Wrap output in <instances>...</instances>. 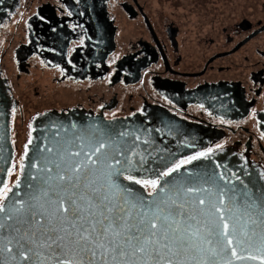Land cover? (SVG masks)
Instances as JSON below:
<instances>
[{
  "label": "flooded vegetation",
  "instance_id": "obj_1",
  "mask_svg": "<svg viewBox=\"0 0 264 264\" xmlns=\"http://www.w3.org/2000/svg\"><path fill=\"white\" fill-rule=\"evenodd\" d=\"M6 55L16 78L51 73L48 97L42 82L33 89L32 112ZM0 72L14 105L10 185L33 120L72 108L108 120L160 110L215 132L206 152L232 148L264 170V0H0ZM57 93L70 99L53 104ZM17 125L26 130L21 147Z\"/></svg>",
  "mask_w": 264,
  "mask_h": 264
},
{
  "label": "snow or ice",
  "instance_id": "obj_2",
  "mask_svg": "<svg viewBox=\"0 0 264 264\" xmlns=\"http://www.w3.org/2000/svg\"><path fill=\"white\" fill-rule=\"evenodd\" d=\"M41 131L24 146L23 182L0 179V264H264V184L181 172L211 149L161 170L110 125Z\"/></svg>",
  "mask_w": 264,
  "mask_h": 264
},
{
  "label": "water",
  "instance_id": "obj_3",
  "mask_svg": "<svg viewBox=\"0 0 264 264\" xmlns=\"http://www.w3.org/2000/svg\"><path fill=\"white\" fill-rule=\"evenodd\" d=\"M96 1L104 2L105 0ZM34 36L35 33H33V37H30V46L27 47V52L30 54L36 51ZM8 89L6 80L2 78L0 72V137H2L0 139V146L4 148L2 153L3 157L6 160H10V163H14L15 148L12 142L11 128V112L14 105ZM258 119L259 127L264 133V113H261ZM73 123L78 128L92 124L100 126L110 125L115 131H126L134 134L124 138L126 142L134 146L137 152L146 156L151 168L156 169L159 167L161 170L169 164L187 159L189 156L199 152H206L213 139L216 138V133L211 130L192 127L178 118L156 109L146 110L141 114H134L113 120H108L103 116H95L79 108L63 111L50 110L39 114L33 120L32 128L37 130H31V135L34 138L40 137L42 135L41 129H44V126L48 124L69 126ZM52 131L56 132L57 128L53 127ZM60 134L63 135V132L61 131ZM134 136H139L140 139L134 141ZM133 141L134 144H132ZM35 142L39 141L34 140ZM10 163H0V169L10 168ZM216 164L221 165V167L215 168ZM225 166L227 171L225 170ZM205 169L224 172L226 178L238 185L239 181L236 177H239L245 183L251 180L257 187L260 184H264V181L259 179V174L264 173L263 168L254 161L244 159L232 148L212 151L208 160H194L191 164H186L181 169V172L185 170L195 172ZM141 174L148 177L152 173L147 172ZM9 178L5 172L0 171V179L9 181ZM18 178L23 182L21 175ZM124 183H127V181ZM249 186L251 187V185ZM132 187L140 192H145L139 185H133Z\"/></svg>",
  "mask_w": 264,
  "mask_h": 264
},
{
  "label": "rangeland",
  "instance_id": "obj_4",
  "mask_svg": "<svg viewBox=\"0 0 264 264\" xmlns=\"http://www.w3.org/2000/svg\"><path fill=\"white\" fill-rule=\"evenodd\" d=\"M234 3L237 2L238 0H233ZM246 1V0H244ZM249 1H252V0H249ZM220 2V1H219ZM222 3V2H221ZM230 11H233L235 12L236 11V8H235V4L234 6H232L230 8ZM6 65L9 69V74H11V76L15 79L16 81V86H17V90H18V96H20L21 98L24 99V102L23 105H25L27 108H25V110L27 112H32L34 111V107H33V101L36 99L33 98L34 96V91L33 89L38 86L40 87V85L38 84L39 82H42L43 83V87H41L39 89V91L41 92V94H43L44 96H46V94H48L51 90V87H52V83L50 82V74L48 71H45L44 73L41 72V69L40 68H36L33 70V73H30V74H26L24 76H22L21 78L17 77L16 78V73L14 71V63L12 61V59H10V56L9 55H6ZM47 84V88H48V91L45 89L46 86L44 84ZM28 87H30L29 89H27ZM58 90H61V88H58ZM44 91V92H42ZM57 95H60L59 93L56 94V96H54V98L56 99V102L54 101H51L54 103H59V104H62V102H66L68 99H70V96H57ZM48 97V96H46ZM49 100V99H48ZM38 101V100H37ZM23 102V101H22ZM44 102H39V106H44L43 105ZM14 135H15V140L17 142V145L18 146H22L23 145V142H24V138L26 136V130L23 129L20 125H17L16 126V131L14 130ZM21 155V154H20ZM19 164H20V161H19ZM14 179V178H13ZM12 179V180H13Z\"/></svg>",
  "mask_w": 264,
  "mask_h": 264
}]
</instances>
